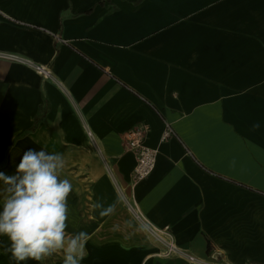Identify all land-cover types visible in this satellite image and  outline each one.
<instances>
[{
    "label": "crops",
    "instance_id": "0c3cea01",
    "mask_svg": "<svg viewBox=\"0 0 264 264\" xmlns=\"http://www.w3.org/2000/svg\"><path fill=\"white\" fill-rule=\"evenodd\" d=\"M29 148L64 155L81 264H264V0H0V171Z\"/></svg>",
    "mask_w": 264,
    "mask_h": 264
},
{
    "label": "clouds",
    "instance_id": "9594fccd",
    "mask_svg": "<svg viewBox=\"0 0 264 264\" xmlns=\"http://www.w3.org/2000/svg\"><path fill=\"white\" fill-rule=\"evenodd\" d=\"M259 127L255 123L253 130ZM65 166L62 153L29 148L14 174L0 171V237L7 239L5 251L15 264H42L57 252H63V264H81L85 258L88 233L67 231L73 185L62 178ZM95 208L101 216L115 211L100 202Z\"/></svg>",
    "mask_w": 264,
    "mask_h": 264
},
{
    "label": "built area",
    "instance_id": "2783aa9c",
    "mask_svg": "<svg viewBox=\"0 0 264 264\" xmlns=\"http://www.w3.org/2000/svg\"><path fill=\"white\" fill-rule=\"evenodd\" d=\"M35 70L42 77L47 78L49 76L48 71L42 66H36ZM145 128L136 126L127 132V150L135 154V166L132 172L133 183L140 182L153 172L155 167V150L149 148L145 144ZM173 135V131L165 124V129L162 134V140L168 139ZM168 251L173 250V246L168 245ZM189 260H193L189 258Z\"/></svg>",
    "mask_w": 264,
    "mask_h": 264
},
{
    "label": "rangeland",
    "instance_id": "374dc122",
    "mask_svg": "<svg viewBox=\"0 0 264 264\" xmlns=\"http://www.w3.org/2000/svg\"><path fill=\"white\" fill-rule=\"evenodd\" d=\"M53 256L57 257V258H61L62 254L59 252L58 254H53Z\"/></svg>",
    "mask_w": 264,
    "mask_h": 264
}]
</instances>
